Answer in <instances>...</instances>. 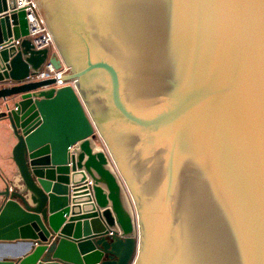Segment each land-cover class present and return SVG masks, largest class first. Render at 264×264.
<instances>
[{"label":"water","instance_id":"obj_1","mask_svg":"<svg viewBox=\"0 0 264 264\" xmlns=\"http://www.w3.org/2000/svg\"><path fill=\"white\" fill-rule=\"evenodd\" d=\"M35 2L63 59L0 0V264H264V0Z\"/></svg>","mask_w":264,"mask_h":264},{"label":"built area","instance_id":"obj_2","mask_svg":"<svg viewBox=\"0 0 264 264\" xmlns=\"http://www.w3.org/2000/svg\"><path fill=\"white\" fill-rule=\"evenodd\" d=\"M18 10H21L25 14V20L28 27L29 37L32 38L34 45L37 49H50L54 51L55 44L54 39L46 25V22L35 2V0H16ZM68 68L63 65L61 70H56L53 65L47 63L43 70L38 73L37 76H29L28 82H38L56 79L57 83L55 88H62L69 85L75 86L74 83H63L59 81L62 79V75L66 74Z\"/></svg>","mask_w":264,"mask_h":264},{"label":"crops","instance_id":"obj_3","mask_svg":"<svg viewBox=\"0 0 264 264\" xmlns=\"http://www.w3.org/2000/svg\"><path fill=\"white\" fill-rule=\"evenodd\" d=\"M19 19L17 18V21L14 23L15 29L18 31H20ZM51 53L53 52L51 51ZM0 88H2V85H0ZM2 111H4V106L0 102V112ZM15 145L16 140L12 137L11 132L7 130V124H0V176L7 180L14 178L13 175L16 174V166L12 161V151ZM24 248V242H15L12 244L0 243V252L2 253H8L14 250L22 251Z\"/></svg>","mask_w":264,"mask_h":264},{"label":"rangeland","instance_id":"obj_4","mask_svg":"<svg viewBox=\"0 0 264 264\" xmlns=\"http://www.w3.org/2000/svg\"><path fill=\"white\" fill-rule=\"evenodd\" d=\"M54 44H55V49H54L53 53H56L57 55H59L62 58L63 56L60 54L59 48L56 45L55 41H54ZM97 138H98V142H99L100 145L106 146V142H105L104 137L102 136V133L100 132V130H97Z\"/></svg>","mask_w":264,"mask_h":264},{"label":"bare ground","instance_id":"obj_5","mask_svg":"<svg viewBox=\"0 0 264 264\" xmlns=\"http://www.w3.org/2000/svg\"><path fill=\"white\" fill-rule=\"evenodd\" d=\"M21 22V21H20ZM20 22H19V24H20ZM64 64V63H63ZM65 66H66V63L64 64Z\"/></svg>","mask_w":264,"mask_h":264}]
</instances>
